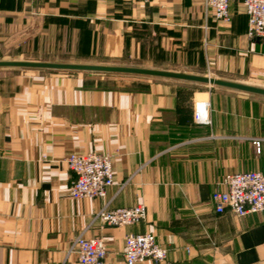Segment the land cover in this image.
<instances>
[{
  "label": "crops",
  "instance_id": "obj_1",
  "mask_svg": "<svg viewBox=\"0 0 264 264\" xmlns=\"http://www.w3.org/2000/svg\"><path fill=\"white\" fill-rule=\"evenodd\" d=\"M247 27L238 2L225 21L204 0H0V60L34 44L19 54L264 88V38ZM0 69H12L0 70V264H81L80 235L104 239V264H125L129 232L154 233L168 248L162 264H264V212L219 213L213 200L226 173L264 172V94L168 76ZM90 151L113 156L115 183L104 198L76 199L65 158ZM138 203L148 207L139 224L95 219L104 205Z\"/></svg>",
  "mask_w": 264,
  "mask_h": 264
},
{
  "label": "built area",
  "instance_id": "obj_2",
  "mask_svg": "<svg viewBox=\"0 0 264 264\" xmlns=\"http://www.w3.org/2000/svg\"><path fill=\"white\" fill-rule=\"evenodd\" d=\"M149 2L151 0H144ZM237 0H204L207 13L216 20H231V6ZM248 17L247 35L251 38H264V0H243ZM204 104V120L211 121ZM200 117V114H199ZM113 156L99 151L73 152L65 158L75 178L69 185L73 198H104L108 189L115 183ZM213 192L216 211L230 210L237 216L264 212V172L249 170L226 173ZM148 207L138 203L131 207L110 208L102 206L95 219L111 226L136 225L146 220ZM81 264H104L107 247L100 236L87 238L78 236L73 246ZM189 250V249H188ZM168 255V248L157 241L152 232H129L125 237V264H139L152 260L162 264Z\"/></svg>",
  "mask_w": 264,
  "mask_h": 264
},
{
  "label": "water",
  "instance_id": "obj_3",
  "mask_svg": "<svg viewBox=\"0 0 264 264\" xmlns=\"http://www.w3.org/2000/svg\"><path fill=\"white\" fill-rule=\"evenodd\" d=\"M0 67L47 68V69H61V70H91V71L109 72V73L168 76V77L199 81L211 85H221V86H226V87L253 92V93L264 94V88L241 83V82L223 80L209 76L186 74L183 72H172L166 70L135 67V66L62 63V62L37 61V60H0Z\"/></svg>",
  "mask_w": 264,
  "mask_h": 264
},
{
  "label": "rangeland",
  "instance_id": "obj_4",
  "mask_svg": "<svg viewBox=\"0 0 264 264\" xmlns=\"http://www.w3.org/2000/svg\"><path fill=\"white\" fill-rule=\"evenodd\" d=\"M236 2H238L240 5L244 6L243 0H237ZM234 2V3H236ZM26 44H21L17 46H13V48L9 51L12 52L13 56H8V58L6 59H17V60H33V59H27L25 57H23L22 55H20L19 53H36L37 50L35 48V45H32V49H28L25 47ZM15 55V56H14ZM23 57V58H22ZM19 68V67H18ZM0 70H12V69H0ZM15 70H19V69H15ZM117 76H120L122 74H116Z\"/></svg>",
  "mask_w": 264,
  "mask_h": 264
}]
</instances>
